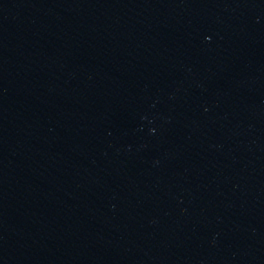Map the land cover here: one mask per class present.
<instances>
[{
	"label": "water",
	"instance_id": "water-1",
	"mask_svg": "<svg viewBox=\"0 0 264 264\" xmlns=\"http://www.w3.org/2000/svg\"><path fill=\"white\" fill-rule=\"evenodd\" d=\"M0 264H264V0H0Z\"/></svg>",
	"mask_w": 264,
	"mask_h": 264
}]
</instances>
